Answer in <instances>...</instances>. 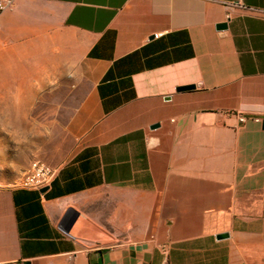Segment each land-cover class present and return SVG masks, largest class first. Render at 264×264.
Listing matches in <instances>:
<instances>
[{
  "label": "crops",
  "instance_id": "obj_1",
  "mask_svg": "<svg viewBox=\"0 0 264 264\" xmlns=\"http://www.w3.org/2000/svg\"><path fill=\"white\" fill-rule=\"evenodd\" d=\"M0 264H264V0L3 10Z\"/></svg>",
  "mask_w": 264,
  "mask_h": 264
},
{
  "label": "built area",
  "instance_id": "obj_2",
  "mask_svg": "<svg viewBox=\"0 0 264 264\" xmlns=\"http://www.w3.org/2000/svg\"><path fill=\"white\" fill-rule=\"evenodd\" d=\"M15 0H0V13L12 6ZM160 34H154V38H157ZM243 117H239L242 122ZM56 171L49 164L40 161H32L25 172L13 183L10 187L24 190H38L47 188L54 180Z\"/></svg>",
  "mask_w": 264,
  "mask_h": 264
},
{
  "label": "water",
  "instance_id": "obj_3",
  "mask_svg": "<svg viewBox=\"0 0 264 264\" xmlns=\"http://www.w3.org/2000/svg\"><path fill=\"white\" fill-rule=\"evenodd\" d=\"M226 28V23H219L216 25V29L217 30H222ZM194 86H185V87H179L177 90L178 91H182V90H187V89H193ZM45 188L40 189V191H45ZM87 222V221H86ZM88 224V229H92L93 231H91L92 233H88L87 234H81V233H77L75 234V237L78 239V241L86 246V247H92L95 245H101L104 243H107L110 241V237L101 229H99L98 227L94 226L93 224H91L90 222H87ZM226 237V234H219L216 236V238L221 239Z\"/></svg>",
  "mask_w": 264,
  "mask_h": 264
},
{
  "label": "rangeland",
  "instance_id": "obj_4",
  "mask_svg": "<svg viewBox=\"0 0 264 264\" xmlns=\"http://www.w3.org/2000/svg\"><path fill=\"white\" fill-rule=\"evenodd\" d=\"M50 108H51V111H52V112H56V111H57V106H53V105H52V106H50Z\"/></svg>",
  "mask_w": 264,
  "mask_h": 264
}]
</instances>
